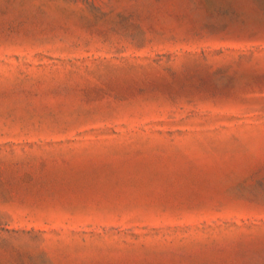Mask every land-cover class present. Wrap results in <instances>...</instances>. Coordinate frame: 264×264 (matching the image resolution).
I'll use <instances>...</instances> for the list:
<instances>
[{
	"label": "rangeland",
	"instance_id": "1",
	"mask_svg": "<svg viewBox=\"0 0 264 264\" xmlns=\"http://www.w3.org/2000/svg\"><path fill=\"white\" fill-rule=\"evenodd\" d=\"M0 264H264V0H0Z\"/></svg>",
	"mask_w": 264,
	"mask_h": 264
}]
</instances>
